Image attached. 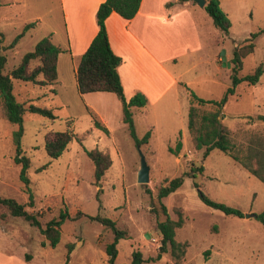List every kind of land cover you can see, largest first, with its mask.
Segmentation results:
<instances>
[{"label": "rangeland", "instance_id": "374dc122", "mask_svg": "<svg viewBox=\"0 0 264 264\" xmlns=\"http://www.w3.org/2000/svg\"><path fill=\"white\" fill-rule=\"evenodd\" d=\"M220 2L232 21L229 33L225 36L208 12L198 9L196 19L203 49L189 58V65H196L187 74L190 87L205 99L220 100L224 96L233 85L234 49L252 33L264 29V0ZM1 5L0 32L4 35L6 73L20 63L24 54L34 50L41 38L50 35L53 28L61 34L65 32L66 22L62 19L58 0H2ZM35 15L43 19L36 21L37 25L14 47H9ZM178 19L182 32L184 23L188 24L184 34L189 39L191 17L181 15ZM214 30L219 33L216 35ZM216 37L219 43L224 42L221 50L217 43L212 48L208 46ZM255 43V51L243 60L240 76L252 74L257 66L264 64V32L257 36ZM223 49L227 61L231 62L230 67L223 65L220 54ZM36 64L37 60L32 61L33 66ZM60 73L65 79L61 87L56 84L39 87L13 79L18 102L27 107L30 104L48 107L55 115L51 118L30 110L24 115L22 148L31 159L32 204L30 193L20 179L21 166L14 161L13 133L19 125L5 118L0 98V194L25 204L29 212L38 216L43 227L65 209L74 219L63 223L60 242L52 247L38 227L0 208V252L10 255L12 263L22 260L27 264H65L67 244L80 241L75 244L70 264H109L106 246L114 241V232L87 216L100 214L115 220L118 227L129 234L117 244L116 264L130 263L133 252L138 250L150 260L148 264H177L169 253L152 259L157 256L160 235L154 228L156 220L151 208L158 188L183 176V185L163 199L173 219H178L179 211L185 219L184 225L177 229L176 239L188 242V248L178 264H264V225L255 216L227 215L207 205L194 182L197 181L211 199L240 208L244 215L263 210L264 183L222 151L214 149L204 157V149L194 148L182 113H175L177 107L185 112L187 103L183 99L179 104L167 96L143 114L134 109L138 135H144L149 123L154 129L150 143L141 146L150 167V181L140 183L141 157L123 120L122 103L111 92L105 93V99L92 101L96 111L90 109L108 127L109 133H106L96 127L87 102L74 84L71 69L63 61ZM203 109L209 110L211 106ZM222 110L221 120L237 144L246 145L253 135H264V121L249 118L264 115V73L255 85L239 84ZM71 122L73 140L61 156L51 158L45 150L46 132L64 131ZM179 138L183 140L182 149L173 153L170 148L177 146ZM94 148L109 152L113 159V165L99 182L94 175L95 165L88 155ZM192 165H203L204 172H196V177L186 175ZM80 210L84 214L75 217ZM26 255L33 259H27Z\"/></svg>", "mask_w": 264, "mask_h": 264}, {"label": "trees", "instance_id": "16d2710c", "mask_svg": "<svg viewBox=\"0 0 264 264\" xmlns=\"http://www.w3.org/2000/svg\"><path fill=\"white\" fill-rule=\"evenodd\" d=\"M141 2L142 0H105L100 4L96 15L98 32L86 52L82 55L77 67L78 90L81 94L111 92L117 96L122 103L123 120L128 125L130 135L137 146H142L150 142L151 131L145 132L143 136L138 135L133 108L145 107L148 104V98L142 92H136L130 99H127L119 74V66L122 63V58L111 48L106 20L113 12L118 13L125 19H132L138 13ZM1 4L2 0H0V6ZM205 9L212 17L215 26L226 36L232 26V21L228 13L223 10L220 0H208ZM35 26L36 22L26 23L23 32L17 35L9 47H14L19 39L30 28H34ZM263 32L264 29H261L258 32L252 33L250 38L234 49V56L231 60L233 63V73L231 76L233 85L228 88L220 100L205 99L189 88L190 108L188 114V130L194 148L197 150L204 149V157L209 155L212 150L218 149L240 163L250 174L264 183V135L255 134L246 145H239L233 140L230 129L221 120L222 109L227 104L230 95L235 93L236 87L242 82L255 85L264 73V64L261 63L252 74L245 76L239 75V71L243 68L244 58L255 51V39ZM3 36V33L0 32V98L3 102L5 118L9 122L19 125L18 129L13 133V142L16 149L14 161L21 166L20 179L24 183L27 192L30 193V204H32L33 193L30 188L31 178L29 174L31 159L24 153L22 148L24 115L27 110L51 118H55V115L48 107H39L34 104H30L27 107L25 103L18 102L14 93L13 79L17 78L31 82L39 87H48L55 84L58 79V57L61 49L53 43L50 37L45 36L38 41L34 50L24 54L20 63L14 69L6 73L7 56L3 52L5 48L2 44L4 41ZM34 60H37L38 64L33 66L32 61ZM206 105H210L211 109L204 110L203 107ZM90 112L96 127L109 133L108 127L98 118L97 114L93 111ZM249 118L251 120L257 119L264 121V115H258L256 118L249 116ZM73 138L72 122L68 124V128L64 131H47L45 134V150L48 156L51 158L61 156ZM182 146L183 143L179 140L177 146L170 148V151L177 153L182 149ZM88 155L95 165L94 175L96 181L99 182L113 165V159L109 152L100 148H94L88 151ZM204 169L203 165H192L186 175L196 177V172L203 173ZM183 183V176H179L169 180L167 184L161 185L158 188L157 198L152 205L151 213L156 220L154 228L160 235V245L157 256L152 259H160L163 254L169 253L178 264L186 255L188 242H181L176 239L177 229L185 223L184 216L179 211L178 219H173L170 216L167 205L163 201L165 197L178 190ZM194 184L198 188L201 199L207 205L219 209L227 215L245 216L240 208L211 199L201 189V185L197 181ZM100 191L101 189L98 191L97 197ZM0 208H5L12 216L22 217L33 226L38 227L42 234L49 240L52 247L57 246L60 242L63 223L67 220L74 219L69 210L65 209L60 212L58 217L52 218L43 227L38 216L35 213L29 212L25 204L18 202L14 198L2 196L1 194ZM83 214V211L80 210L75 217H80ZM256 215V218L264 225V208ZM87 216L91 220L107 225L114 232V241L107 244L106 251L109 264H116L118 255L117 244L120 239L128 237V231L118 227L116 221L109 217H104L100 214ZM74 247L75 244L73 242L67 244L68 251L65 264L69 263ZM149 261L138 250L133 252L130 263L123 264H147Z\"/></svg>", "mask_w": 264, "mask_h": 264}, {"label": "crops", "instance_id": "0c3cea01", "mask_svg": "<svg viewBox=\"0 0 264 264\" xmlns=\"http://www.w3.org/2000/svg\"><path fill=\"white\" fill-rule=\"evenodd\" d=\"M103 1L105 0H58L62 19L66 22L65 32L61 34L58 29L53 28L48 35L61 49L58 57V79L55 83L57 86L61 87L65 84V79H62L60 73L61 61H63L71 69L76 81L74 84L78 89L77 67L82 55L98 32L96 15ZM198 9L206 10L205 6H200L195 0H142L138 13L132 19H125L113 12L106 20L111 48L122 58L119 74L127 99L136 92L145 94L148 104L143 108H137L142 114L147 113V109L167 96L179 104L183 99L187 103L184 107L185 112H181L177 107L175 113H182L185 128L188 127L190 108L189 88L193 90L187 74L196 66L194 63L189 65V58H193L203 49L199 23L196 19ZM181 15H188L192 19L189 23V39L184 34L188 31V24L184 23V32H182L178 19ZM42 19L41 15L30 18L31 22ZM214 32L216 35L219 33L217 30ZM216 43L221 50V44L224 42L219 43L217 37L208 46L212 48ZM215 58L218 59V54H215ZM93 93L98 94L97 96H90L92 93L80 94L84 97L89 109L96 111L92 101L105 99L107 97L105 93L110 92ZM91 109L90 111H93ZM147 131H151V141L154 135L151 123L148 124ZM179 140L183 143L180 138L177 142ZM79 243L80 241L75 242L76 245ZM31 258L30 256L27 259ZM0 264L27 263L22 260L19 263H12L10 255L0 252Z\"/></svg>", "mask_w": 264, "mask_h": 264}, {"label": "water", "instance_id": "95a60500", "mask_svg": "<svg viewBox=\"0 0 264 264\" xmlns=\"http://www.w3.org/2000/svg\"><path fill=\"white\" fill-rule=\"evenodd\" d=\"M195 1L202 7L206 5V0H195ZM220 54H221L223 65L230 67L231 62L227 61L226 51L223 49ZM138 150H139V154L141 157V165H140V169L138 172V181L140 183H148L150 181V167L148 166L145 153L143 152L140 145H138ZM245 216L246 217H253V216L256 217L257 215L255 213H246ZM147 236L148 237L150 236L149 233L147 234Z\"/></svg>", "mask_w": 264, "mask_h": 264}]
</instances>
